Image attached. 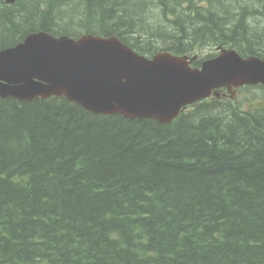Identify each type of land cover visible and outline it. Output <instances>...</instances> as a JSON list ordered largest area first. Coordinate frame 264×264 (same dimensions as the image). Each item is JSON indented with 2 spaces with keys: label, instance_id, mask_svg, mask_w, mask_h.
<instances>
[{
  "label": "trees",
  "instance_id": "16d2710c",
  "mask_svg": "<svg viewBox=\"0 0 264 264\" xmlns=\"http://www.w3.org/2000/svg\"><path fill=\"white\" fill-rule=\"evenodd\" d=\"M259 19L264 0H0V50L44 31L264 58ZM0 264H264V107L163 125L0 99Z\"/></svg>",
  "mask_w": 264,
  "mask_h": 264
},
{
  "label": "water",
  "instance_id": "95a60500",
  "mask_svg": "<svg viewBox=\"0 0 264 264\" xmlns=\"http://www.w3.org/2000/svg\"><path fill=\"white\" fill-rule=\"evenodd\" d=\"M193 60L167 52L147 59L112 36L74 40L33 33L0 51V98L31 102L65 97L93 114L166 125L216 89L231 93L244 85H264V59H243L222 49L200 69L190 67ZM262 106L264 101L252 103L248 111Z\"/></svg>",
  "mask_w": 264,
  "mask_h": 264
},
{
  "label": "rangeland",
  "instance_id": "374dc122",
  "mask_svg": "<svg viewBox=\"0 0 264 264\" xmlns=\"http://www.w3.org/2000/svg\"><path fill=\"white\" fill-rule=\"evenodd\" d=\"M259 21H261L260 23H264L263 20L259 19ZM212 55L213 57H215V55H217V53H215V50L211 49V48H207L205 50H203L202 52H199V56L200 57H204L207 55ZM260 95L259 90L254 89V88H244V89H238L235 91L234 96L232 99H229V96L223 97L225 101H230L231 105H233L234 107H237L238 109H245L247 104H249L250 102H252L253 97L256 95Z\"/></svg>",
  "mask_w": 264,
  "mask_h": 264
},
{
  "label": "bare ground",
  "instance_id": "6f19581e",
  "mask_svg": "<svg viewBox=\"0 0 264 264\" xmlns=\"http://www.w3.org/2000/svg\"><path fill=\"white\" fill-rule=\"evenodd\" d=\"M168 25V24H167ZM63 206V205H62Z\"/></svg>",
  "mask_w": 264,
  "mask_h": 264
}]
</instances>
